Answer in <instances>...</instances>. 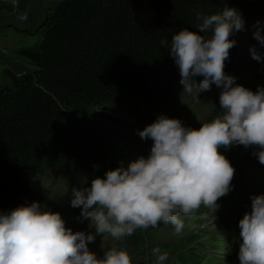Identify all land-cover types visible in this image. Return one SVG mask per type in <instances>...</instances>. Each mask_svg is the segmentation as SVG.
<instances>
[{"label": "trees", "instance_id": "16d2710c", "mask_svg": "<svg viewBox=\"0 0 264 264\" xmlns=\"http://www.w3.org/2000/svg\"><path fill=\"white\" fill-rule=\"evenodd\" d=\"M263 4L264 0L56 2L40 27V39L18 48L27 65L18 71L3 70L0 211L14 210L35 186L36 194L37 179L48 169L64 173L75 168L85 174L98 150L97 134L86 125L90 112L113 128L109 132L120 135L125 129L140 130L133 121L136 116L156 120L163 101L177 104L181 77L170 54L171 40L183 28L199 30L198 14L230 7L244 18ZM256 50L264 51V45ZM250 56L251 50L245 54ZM130 117L133 123H128ZM131 153L137 159L142 156ZM224 154L237 163L235 156ZM58 207L56 212L72 213L75 226H81V210L60 203ZM81 231L89 233L85 227ZM109 246L98 248L97 255L102 257ZM191 252L189 257L195 254Z\"/></svg>", "mask_w": 264, "mask_h": 264}, {"label": "clouds", "instance_id": "9594fccd", "mask_svg": "<svg viewBox=\"0 0 264 264\" xmlns=\"http://www.w3.org/2000/svg\"><path fill=\"white\" fill-rule=\"evenodd\" d=\"M198 19L199 30L183 28L173 35L170 54L184 92H193L197 76L203 77L195 84L198 94L213 84L222 88L221 114L199 128L159 115L139 131L141 138L153 141L149 155L109 169L93 178L90 186L74 188L71 205L82 206L81 216L90 220L94 233L73 232L59 212L45 209L39 201L9 213L0 211V264H132L127 250L113 248L100 257L88 245L97 234L120 239L161 223H171L180 232L181 215L188 216L202 205L218 211V201L233 189L235 176L222 148H252L264 165V86L253 91L225 71L244 19L230 7L198 14ZM254 37L264 45L259 29ZM251 53L257 61L264 59L255 47ZM239 229V264H264V194L253 195L251 210L240 219ZM152 254L158 264L168 259L159 247Z\"/></svg>", "mask_w": 264, "mask_h": 264}, {"label": "rangeland", "instance_id": "374dc122", "mask_svg": "<svg viewBox=\"0 0 264 264\" xmlns=\"http://www.w3.org/2000/svg\"><path fill=\"white\" fill-rule=\"evenodd\" d=\"M30 2L31 0H24L20 7V15H25ZM56 2L53 0H36L29 16L26 19H18L13 15L15 1L0 0V84L3 82L2 75L5 67L18 71L21 67L27 65L25 59L18 54V48L33 45L40 39V27L46 16L54 9ZM244 22V29L235 33L234 39L237 43L230 51L225 71L236 77V83L249 88V82H253L255 77L264 70V61L259 65L256 61L248 62L245 57V54L251 48H259L260 42L254 37V32L259 29L264 34V4L248 14L244 18ZM178 78H180V75ZM180 79L178 83L175 81V85L177 83V104L163 101V107H158L155 112L156 117L161 114L173 118L179 117L184 125L187 122L189 127L199 128L203 118L205 122H210L221 114L219 97L222 88H218L213 84L209 91L198 94L195 84L196 82L199 83L203 77L197 76L195 77L196 81H192L193 92L189 94L183 91ZM182 118L186 119L185 122ZM133 121L140 130H133L127 126L131 131L125 129L123 133L118 135L115 132H109L113 128L109 129L96 113L90 112L86 125L97 134L96 145L98 150L93 155V165L85 169L86 176L80 178L77 175H67L63 172H54L48 169L43 176L37 179V193L34 194L35 186L33 193L27 195L21 201V204L17 203L16 208L39 201L45 209L56 212L59 209V203L65 205L64 202L72 201V190L74 188L81 189L86 184L90 186L91 180L96 176H103L109 169L130 164L132 160H137L131 150L138 151L143 156L149 155L153 141L141 138L139 131H142L155 120L151 115L141 114L139 117H134ZM133 121L132 117L128 119V123H133ZM131 137L133 140H131ZM99 142L102 143L99 144ZM221 151L223 153L228 151L236 157L237 163L233 164L236 166L235 177L238 170H241L244 173L243 177H246V160L250 163H258L260 167L264 168V165L252 154L254 151L252 148L246 149L243 145H239L232 146L230 149L222 148ZM252 174H254L253 169L250 171V175ZM257 178L259 180L256 181V184L260 182L263 185L264 171ZM232 193L241 201L250 203L252 201L251 198L242 196L238 188L233 189ZM47 201L52 204L49 205ZM66 215L70 216L72 213L68 212ZM180 219L184 225L180 232H177L171 223H161L156 228L138 229L133 235L120 239L113 238L109 234H97L92 243L93 247L89 246V248L95 253L100 252L98 248L105 245H110L111 249L127 250L134 264H158L152 254V250L157 247L160 248L162 253L167 252L168 254L165 264H239V259L234 260L224 252L222 236L227 233V230L219 225L217 220H211L207 208L202 205L199 210L188 216L181 215ZM85 223V228L88 229L89 234L94 233V226H90L92 229L89 227L90 220ZM191 251L195 254L189 257ZM183 258H186V262L182 261Z\"/></svg>", "mask_w": 264, "mask_h": 264}, {"label": "water", "instance_id": "95a60500", "mask_svg": "<svg viewBox=\"0 0 264 264\" xmlns=\"http://www.w3.org/2000/svg\"><path fill=\"white\" fill-rule=\"evenodd\" d=\"M14 1H15V6H14V10H13V15L18 19H26L29 16L30 12L32 11V9L36 3V0H31L29 7L26 10L25 15H20L19 11H20V7H21V0H14ZM53 1L59 2V1H63V0H53Z\"/></svg>", "mask_w": 264, "mask_h": 264}, {"label": "flooded vegetation", "instance_id": "af4514ba", "mask_svg": "<svg viewBox=\"0 0 264 264\" xmlns=\"http://www.w3.org/2000/svg\"><path fill=\"white\" fill-rule=\"evenodd\" d=\"M23 2H24V0H23ZM23 2H22V4H23Z\"/></svg>", "mask_w": 264, "mask_h": 264}]
</instances>
